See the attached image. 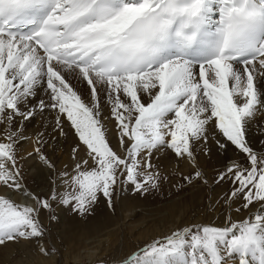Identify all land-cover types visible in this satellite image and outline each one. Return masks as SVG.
<instances>
[{"label": "snow or ice", "instance_id": "obj_1", "mask_svg": "<svg viewBox=\"0 0 264 264\" xmlns=\"http://www.w3.org/2000/svg\"><path fill=\"white\" fill-rule=\"evenodd\" d=\"M102 99L123 155L107 139ZM38 115L43 130L28 156L49 170L44 198L23 184L18 154L24 124ZM65 119L85 156L74 148L71 171L57 172L44 151L55 140L47 128L66 135ZM212 125L223 137L218 150L230 145L244 157L215 180L232 185L225 204L242 198L244 209L261 210L223 227L178 229L118 264H229L233 256L264 264V151L248 139L253 127L264 135V0H0V187L33 202L0 194V248L30 241L42 256H59L45 246L40 213L57 221V205L86 218L101 195L111 209L123 186L158 191L169 177L152 162L157 154H172L180 190L206 185L197 156L210 152Z\"/></svg>", "mask_w": 264, "mask_h": 264}, {"label": "rangeland", "instance_id": "obj_2", "mask_svg": "<svg viewBox=\"0 0 264 264\" xmlns=\"http://www.w3.org/2000/svg\"><path fill=\"white\" fill-rule=\"evenodd\" d=\"M78 90L86 102L90 100V90L86 84L78 86ZM42 97L45 100L47 99L43 92H40L36 99L39 100ZM101 103L103 105V117H107V119H103L102 117L107 139L113 149L117 150L119 147L114 146L112 143L114 138H118L116 123L111 119L110 109L103 99ZM53 118L54 113H49L45 119L51 122ZM37 119L41 123L39 115ZM63 131L66 135L61 136L59 133L53 132L52 127L47 128L48 136L55 137V140L50 139L49 145L45 147L44 151L55 166H61L56 168L57 172L65 171L66 168V171L69 170L70 172L73 167L69 169L61 159L73 160L74 148L78 149L77 158L84 157L85 151L66 119L63 124ZM214 131L216 132V136L213 138L223 141V137L215 130L214 125L210 126V132ZM250 131L251 128L248 136L249 141ZM258 131L256 129L254 135H257ZM262 136L264 139V135ZM210 137L212 136L210 135ZM33 139H28L29 150L27 149L25 156H21L18 153L19 156L24 157L21 161L22 172L24 170L25 157L33 151ZM263 142L264 140L260 144H264ZM228 148L232 149L231 155L228 156V164L233 160H239L241 163H244L242 154L230 145ZM200 151L197 156L198 165H200L199 162L202 158L205 161L211 162L208 159H204L206 155L204 152L200 153ZM163 155L159 154L160 158L166 157L170 161L164 164L165 166L162 165L161 171L163 175H168L169 178L167 182L161 184L158 191L141 195L134 192L131 185L123 186L122 190L117 189L119 195L113 197V207L111 209L108 207L105 198L101 195L91 210L92 214L86 218H81L79 215L73 213L70 208L59 207L57 205H53L56 208L57 221L50 222L49 213L43 211L40 213V220L46 229H48L44 238L45 246L48 248L55 247L58 250L59 256L53 255L57 260V264H118L120 260L126 258L132 252L151 244L153 241H163L178 229L190 226L223 227L228 218L232 222H241L255 215L252 209H255L257 212V206L261 205L260 203H255L248 209H244L242 207L244 203L242 198H237L225 204L232 185L227 181L216 184L215 180L218 173L228 164L221 167H216L212 164L204 170L200 169L207 180V184H200L196 187L185 186L180 190L177 187L180 182L179 175L172 174L173 164L170 158L172 154L169 152L167 156ZM166 158H163L159 162L162 163ZM155 160L156 158L154 157L152 162L154 164L158 163ZM34 162H36V165L40 164L36 158H34ZM32 163L33 161L29 163V166ZM186 166L185 164L182 165V163L180 165V170L185 175L191 171V168L188 165ZM43 168L48 175H40L38 184L41 183V186L28 184L32 183L30 180L33 178L28 179L26 184V188L30 193L35 194V189H39L40 191L37 196L41 198L47 197L53 187L49 179V170L45 167ZM22 182L24 183L23 177ZM11 193V190L0 187V194L8 197ZM238 208L240 210L236 211ZM168 212L171 214L170 220ZM154 231H157V234ZM146 234H148V240L145 241L143 236ZM87 236L92 241L86 245L85 239ZM17 246L19 247L17 252L13 248H0V264H41L43 258H45L39 253L36 245L30 241H21ZM7 247H13V245ZM88 248L90 249L89 251ZM91 252H96L94 254L95 257L91 261L88 257L86 259L83 258V254L85 257V254ZM76 255L82 256V259L76 260L74 258Z\"/></svg>", "mask_w": 264, "mask_h": 264}, {"label": "bare ground", "instance_id": "obj_3", "mask_svg": "<svg viewBox=\"0 0 264 264\" xmlns=\"http://www.w3.org/2000/svg\"><path fill=\"white\" fill-rule=\"evenodd\" d=\"M41 123H40V121L36 118V119H34V120H31V121H29V122H27L26 124H24V126H23V135H24V137H26V139H24L19 145H18V153H20V155L21 156H25V154L27 153V149L29 150V143L27 144V142L29 141L28 139H33V138H35V136H36V134L38 133V132H40V131H42L43 130V126H42V124L40 125ZM41 127V128H40ZM256 131V128L255 127H253V128H251V131H250V144H251V146L253 147V149L254 150H258V151H263V149H264V144H260L261 143V141H263L264 139H263V136L261 135V133H260V131H258L259 133H256L257 135H254V132ZM117 134V133H116ZM259 134V135H258ZM218 135V134H217ZM118 137V136H117ZM114 138V137H113ZM220 138V137H219ZM34 140V139H33ZM112 140V139H111ZM112 143H113V145L114 146H116V147H119L118 146V138H114L113 140H112ZM264 143V142H263ZM32 147V146H31ZM208 147H209V149H210V152H209V154L208 155H206V158H204V159H208L209 161H211V162H208V161H205V160H203V158L200 160V169L201 170H204V169H206L207 167H209L210 165H212V164H214L216 167H221L222 165H226V164H228V162H229V159H228V156L229 155H231V150L232 149H230V148H227L226 150H224V151H220V150H218V148H217V146H216V144H215V139L213 138V137H210L209 138V144H208ZM54 151V150H53ZM118 153H122V152H120V149H117L116 150ZM200 153H203V151H200ZM48 154V153H47ZM235 154V153H234ZM234 154H232V155H234ZM69 155V154H68ZM122 155H123V153H122ZM159 155V154H158ZM202 155V154H201ZM163 156H165V155H163ZM167 156V155H166ZM205 156V155H204ZM201 157V156H200ZM199 157V158H200ZM233 157V156H232ZM235 157V156H234ZM34 158L35 157H25V164H24V170H23V172H22V177L24 178V185L26 186V184H27V181H28V179H30V178H33V179H31L30 181L32 182V183H28V184H33V185H35V186H41L40 184H38V182H39V180L38 179H40L39 177H40V175H43V176H46V175H48L47 174V172H46V170H44V168H43V166L41 165V164H39L38 163V165H36V162H34ZM56 158V157H55ZM163 158H166V157H162V158H160L159 159V161H161ZM171 158V161H172V158L173 157H170ZM37 159V158H36ZM231 159V158H230ZM54 160H56V159H54ZM31 161H33V163L29 166V163H31ZM37 161H38V159H37ZM61 161L69 168V169H71L72 167H73V165H74V160H71V159H68V160H64V159H61ZM156 161V160H155ZM158 161V163H160L161 165H164V164H166L167 162H169L170 160H168L167 158H166V160L164 161L163 160V162L161 163V162H159ZM61 162V163H62ZM182 165H184V163H182ZM165 166V165H164ZM163 166V167H164ZM185 166H186V164H185ZM59 167H61V166H56V168H59ZM187 167V166H186ZM43 168V169H42ZM63 168V167H62ZM61 168V169H62ZM66 168V167H65ZM188 168V167H187ZM60 169V170H61ZM67 169V168H66ZM66 169H65V171H66ZM186 169V168H185ZM63 171V170H62ZM61 171V172H62ZM69 171V170H68ZM45 181V180H44ZM31 186V185H30ZM34 190V189H33ZM35 191H36V193H35V195H37L38 193H39V189H35ZM4 192V191H3ZM212 192V191H211ZM7 197V196H6ZM8 197L10 198V199H12L14 202H17V203H19V204H33V202H31V200L30 199H27V198H24V197H22V196H20L19 194H14V193H11L10 195H8ZM258 207V209H257V211H260L261 210V208H262V206L261 205H259V206H257ZM252 211L253 212H255L256 213V210L255 209H252ZM165 212H167V211H165ZM164 212V213H165ZM170 213L168 212V216H169V220L171 219L170 218ZM155 232V231H154ZM98 233V232H97ZM100 233V232H99ZM144 233V232H143ZM156 234H157V231L155 232ZM143 235V234H142ZM90 236V235H89ZM89 236H87L86 237V241H85V244L87 245L88 243H90L91 241H92V239L89 237ZM100 236V235H99ZM144 237V239H145V241L146 240H148L147 239V237H148V234H146V235H144L143 236ZM150 237V236H149ZM143 241V240H142ZM145 243V242H144ZM84 244V245H85ZM7 249L8 248H13L14 249V251H18V249H19V247L17 246V245H13V247H6ZM1 250V249H0ZM5 250V249H4ZM90 249L88 248V251H89ZM75 251V250H74ZM82 252V251H81ZM10 253V252H9ZM96 252H91V253H87V254H85V257H84V254H83V258H89V260L91 261L94 257H95V254ZM5 256H6V254H5ZM82 256H75L74 258L77 260H81L82 258H81ZM2 258V257H1ZM41 259V258H40ZM96 259V258H95ZM230 260H231V262H229V264H238V257H236V256H233V257H231L230 258ZM40 261V260H39ZM41 262V261H40ZM76 263V262H75ZM41 264H57V260L55 259V257L54 256H50V257H45V258H43V260H42V263ZM117 264V263H116Z\"/></svg>", "mask_w": 264, "mask_h": 264}]
</instances>
